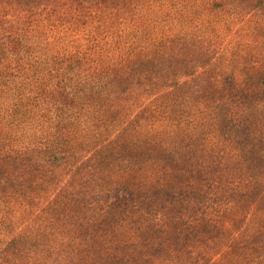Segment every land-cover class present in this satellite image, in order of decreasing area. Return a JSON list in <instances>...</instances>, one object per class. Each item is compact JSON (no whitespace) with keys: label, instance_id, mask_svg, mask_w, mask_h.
<instances>
[{"label":"trees","instance_id":"1","mask_svg":"<svg viewBox=\"0 0 264 264\" xmlns=\"http://www.w3.org/2000/svg\"><path fill=\"white\" fill-rule=\"evenodd\" d=\"M155 215L264 264V0H0V264H153Z\"/></svg>","mask_w":264,"mask_h":264},{"label":"rangeland","instance_id":"2","mask_svg":"<svg viewBox=\"0 0 264 264\" xmlns=\"http://www.w3.org/2000/svg\"><path fill=\"white\" fill-rule=\"evenodd\" d=\"M129 29L130 27H124L122 30H125L124 31L125 33ZM70 38L71 37H69V39H66L68 44H70L69 41ZM134 206H136V204H134ZM255 218L249 217L247 219L248 221L247 225H249L250 227V233H253V231H255L254 230L255 227L257 226V221L255 220ZM195 220L196 219L194 218V216L193 217L189 216L186 219L185 224L182 225L184 227H189L194 223ZM151 223L155 225L154 227L155 229L164 227V231L159 230L158 232H156L153 230L151 235H149V239H146L145 241L141 242L139 245L141 247H151L148 255L151 257L153 264H157L156 262L157 257L159 256L168 257V255L162 248H155V247L158 245L157 242L160 240V238L166 237L164 232L170 231V228L165 227L164 220L159 215H155L154 217H152ZM169 239L171 243V248H169V256L175 254L176 252H181L180 260L184 262V264H226V258L224 257V253L221 256L218 254H214L210 256L211 251L217 252V250H215L216 248H211L210 250L208 248H202V245L197 239L191 238L193 240H189L186 239L183 235H180V237L177 240H172L171 237H169L168 239H166L164 243H166ZM135 250H137V248H135ZM206 252H208V254H206Z\"/></svg>","mask_w":264,"mask_h":264}]
</instances>
